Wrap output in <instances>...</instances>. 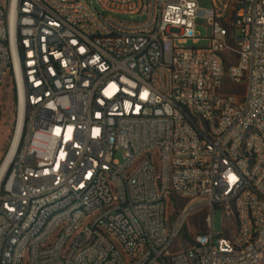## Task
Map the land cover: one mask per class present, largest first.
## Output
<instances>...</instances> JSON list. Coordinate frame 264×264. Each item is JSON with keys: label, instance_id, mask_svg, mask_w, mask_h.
<instances>
[{"label": "built area", "instance_id": "obj_1", "mask_svg": "<svg viewBox=\"0 0 264 264\" xmlns=\"http://www.w3.org/2000/svg\"><path fill=\"white\" fill-rule=\"evenodd\" d=\"M7 75L0 264H264V0H0ZM193 201L206 228L174 251Z\"/></svg>", "mask_w": 264, "mask_h": 264}, {"label": "rangeland", "instance_id": "obj_2", "mask_svg": "<svg viewBox=\"0 0 264 264\" xmlns=\"http://www.w3.org/2000/svg\"><path fill=\"white\" fill-rule=\"evenodd\" d=\"M200 6H209V0H197ZM124 19L133 20L129 16H123ZM135 18V17H134ZM196 30L200 36L205 37L210 34L211 27L207 24V21L202 18L196 20ZM235 36L239 35L238 31L234 32ZM207 44L205 39H200L196 43L189 45H194L196 47H202ZM226 64L225 70H228L229 65L233 64L237 60V55L232 51L225 52ZM224 88L226 91L233 92L237 95L244 93L245 84L242 82L235 83L229 80L225 81ZM17 109L14 101V94L12 83L7 75L0 86V162L5 156L11 140L13 138L14 127L16 124ZM122 150H117L115 152V158L120 162L122 159ZM193 201L194 210L182 221L178 235L176 237L173 250H181L188 248L194 240L196 234L202 232L206 228V215L208 213V208L202 204ZM187 203V200L171 195L166 201V217L169 223L172 224L178 218L180 210ZM235 216L231 214L230 216H223V213L219 208L214 210L213 226L214 231H223L225 236L233 235L235 231Z\"/></svg>", "mask_w": 264, "mask_h": 264}, {"label": "bare ground", "instance_id": "obj_3", "mask_svg": "<svg viewBox=\"0 0 264 264\" xmlns=\"http://www.w3.org/2000/svg\"><path fill=\"white\" fill-rule=\"evenodd\" d=\"M16 142H17V136L15 137V139H14V141H13V143H12V146H11L10 152H9V154H8V156H7V159H6V161H5V163H4L3 166H5V164H6L7 160H8V158H9V156L11 155V153H12V151H13L15 145H16ZM2 168H3V167H2Z\"/></svg>", "mask_w": 264, "mask_h": 264}, {"label": "trees", "instance_id": "obj_4", "mask_svg": "<svg viewBox=\"0 0 264 264\" xmlns=\"http://www.w3.org/2000/svg\"><path fill=\"white\" fill-rule=\"evenodd\" d=\"M14 101H15V98H14Z\"/></svg>", "mask_w": 264, "mask_h": 264}]
</instances>
